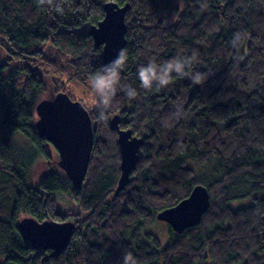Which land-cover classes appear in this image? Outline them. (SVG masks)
Returning <instances> with one entry per match:
<instances>
[{
  "label": "trees",
  "instance_id": "trees-1",
  "mask_svg": "<svg viewBox=\"0 0 264 264\" xmlns=\"http://www.w3.org/2000/svg\"><path fill=\"white\" fill-rule=\"evenodd\" d=\"M106 2L127 5L120 79L137 95L118 90L103 120L86 108L93 142L76 188L37 134L34 106L66 93L63 68L66 80L89 82L105 65L88 30ZM174 57L204 79L171 73L164 87H140L139 66ZM114 114L143 140L116 195ZM195 185L208 191L207 210L180 232L167 224L162 244L148 227ZM55 192L77 209L58 210ZM22 216L69 220L72 236L56 255L34 248ZM126 253L135 264H264V0H0V264H122Z\"/></svg>",
  "mask_w": 264,
  "mask_h": 264
},
{
  "label": "water",
  "instance_id": "water-1",
  "mask_svg": "<svg viewBox=\"0 0 264 264\" xmlns=\"http://www.w3.org/2000/svg\"><path fill=\"white\" fill-rule=\"evenodd\" d=\"M127 5L114 2L103 4V16L91 25L88 33L95 46H101V58L105 65L117 58L125 45L124 14ZM37 134L52 144L58 154L57 165L62 169L73 187H79L84 179L93 142L92 124L86 108L79 101L72 100L63 91L50 98L38 100L34 106ZM116 131L119 151V175L114 187L116 195L128 182L129 173L134 168L143 143L129 129L118 128V115L109 120ZM209 206V194L203 185L192 187L187 196L176 204L166 207L156 214L176 232L199 223ZM22 238L30 246L50 249L56 255L70 240L74 224L69 220L38 221L31 216H22L17 221Z\"/></svg>",
  "mask_w": 264,
  "mask_h": 264
},
{
  "label": "clouds",
  "instance_id": "clouds-1",
  "mask_svg": "<svg viewBox=\"0 0 264 264\" xmlns=\"http://www.w3.org/2000/svg\"><path fill=\"white\" fill-rule=\"evenodd\" d=\"M54 8L57 13L63 14V7L58 3L54 5ZM127 58L126 51L121 50L116 59L94 73L88 82L93 104L101 120L105 118L106 111L113 106L114 97L118 90H123L128 98H134L137 95L135 88L121 83L120 70L124 68ZM192 59H194V55ZM190 66V60L187 57H174L163 63L149 61L137 68L136 76L140 82V87L144 89H150L154 84L157 88L168 85L171 73H176L180 76L190 75L194 82H201L204 79L203 74L187 72L186 69ZM122 264H135V260L131 254L126 253L123 256Z\"/></svg>",
  "mask_w": 264,
  "mask_h": 264
},
{
  "label": "rangeland",
  "instance_id": "rangeland-1",
  "mask_svg": "<svg viewBox=\"0 0 264 264\" xmlns=\"http://www.w3.org/2000/svg\"><path fill=\"white\" fill-rule=\"evenodd\" d=\"M68 70H69V68L65 67L62 69L61 74H60V76H62V80L65 81L66 93L69 95V97L72 100L81 102V104L85 108H87V109L91 108L92 106H94V104H93L92 93L89 89V83L88 82H80V81L73 80V79L72 80H66V75H67L66 73ZM34 111H35V109H34ZM16 142L22 148H29L30 147L28 145L29 143L27 141V138L25 136H23L22 134H19V137H17ZM49 149H51V148H49ZM57 159H58V154H57ZM53 196L57 200V208L61 212L71 213L77 209V206L74 205L73 203H70L67 200L66 196H65L66 197L65 198L63 195L58 194L56 192L53 194ZM167 226L168 225L165 221L160 220V219H156L153 222V224L148 227V229L158 236V238L160 239V242L162 244H165V242L167 240Z\"/></svg>",
  "mask_w": 264,
  "mask_h": 264
},
{
  "label": "bare ground",
  "instance_id": "bare-ground-1",
  "mask_svg": "<svg viewBox=\"0 0 264 264\" xmlns=\"http://www.w3.org/2000/svg\"><path fill=\"white\" fill-rule=\"evenodd\" d=\"M130 177V176H129Z\"/></svg>",
  "mask_w": 264,
  "mask_h": 264
}]
</instances>
